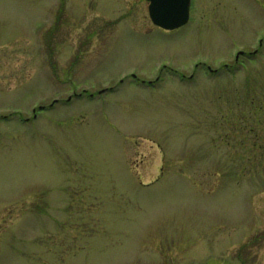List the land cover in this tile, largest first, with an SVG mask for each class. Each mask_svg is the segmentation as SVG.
Masks as SVG:
<instances>
[{"label": "rangeland", "instance_id": "rangeland-1", "mask_svg": "<svg viewBox=\"0 0 264 264\" xmlns=\"http://www.w3.org/2000/svg\"><path fill=\"white\" fill-rule=\"evenodd\" d=\"M148 6L0 0V264H264V0Z\"/></svg>", "mask_w": 264, "mask_h": 264}, {"label": "water", "instance_id": "water-1", "mask_svg": "<svg viewBox=\"0 0 264 264\" xmlns=\"http://www.w3.org/2000/svg\"><path fill=\"white\" fill-rule=\"evenodd\" d=\"M190 2V0H150L149 12L156 24L173 29L188 21Z\"/></svg>", "mask_w": 264, "mask_h": 264}]
</instances>
